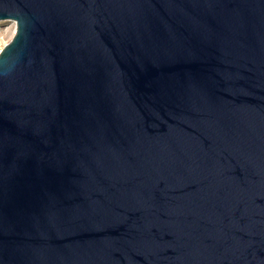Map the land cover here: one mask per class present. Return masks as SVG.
I'll return each mask as SVG.
<instances>
[{
    "label": "water",
    "instance_id": "95a60500",
    "mask_svg": "<svg viewBox=\"0 0 264 264\" xmlns=\"http://www.w3.org/2000/svg\"><path fill=\"white\" fill-rule=\"evenodd\" d=\"M0 21V264H264V0Z\"/></svg>",
    "mask_w": 264,
    "mask_h": 264
},
{
    "label": "rangeland",
    "instance_id": "374dc122",
    "mask_svg": "<svg viewBox=\"0 0 264 264\" xmlns=\"http://www.w3.org/2000/svg\"><path fill=\"white\" fill-rule=\"evenodd\" d=\"M13 34V24L11 22L0 21V48L9 41Z\"/></svg>",
    "mask_w": 264,
    "mask_h": 264
},
{
    "label": "built area",
    "instance_id": "2783aa9c",
    "mask_svg": "<svg viewBox=\"0 0 264 264\" xmlns=\"http://www.w3.org/2000/svg\"><path fill=\"white\" fill-rule=\"evenodd\" d=\"M13 24V23H12ZM13 30H14V24H13ZM1 49V48H0Z\"/></svg>",
    "mask_w": 264,
    "mask_h": 264
}]
</instances>
